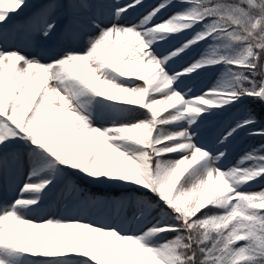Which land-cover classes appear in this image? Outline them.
Listing matches in <instances>:
<instances>
[{
	"label": "snow or ice",
	"instance_id": "6c2138e0",
	"mask_svg": "<svg viewBox=\"0 0 264 264\" xmlns=\"http://www.w3.org/2000/svg\"><path fill=\"white\" fill-rule=\"evenodd\" d=\"M254 104L264 0H0V264H264Z\"/></svg>",
	"mask_w": 264,
	"mask_h": 264
},
{
	"label": "rangeland",
	"instance_id": "374dc122",
	"mask_svg": "<svg viewBox=\"0 0 264 264\" xmlns=\"http://www.w3.org/2000/svg\"><path fill=\"white\" fill-rule=\"evenodd\" d=\"M147 2H148V0H146ZM150 1V4L149 5H151V4H154V3H156V0H149ZM34 2H37V0H29V3H34ZM152 2V3H151ZM22 51H23V49H21ZM246 135H242L241 137H245ZM250 141H248V140H244V141H242L241 139L242 138H239L238 139V145H240V143H242L243 144V146L245 147V148H247V147H251L252 145H255V144H258L259 143V141L258 140H253L252 138H250V137H247ZM98 187H103V186H98ZM65 218H69V217H65ZM93 217L92 216H89L88 217V219H92ZM33 219H35V218H33Z\"/></svg>",
	"mask_w": 264,
	"mask_h": 264
},
{
	"label": "trees",
	"instance_id": "16d2710c",
	"mask_svg": "<svg viewBox=\"0 0 264 264\" xmlns=\"http://www.w3.org/2000/svg\"><path fill=\"white\" fill-rule=\"evenodd\" d=\"M261 108V107H260ZM261 112H262V114L264 115V111L261 109ZM259 117H262V115H260ZM263 118V117H262ZM113 193V192H112ZM114 194H116V193H114Z\"/></svg>",
	"mask_w": 264,
	"mask_h": 264
},
{
	"label": "bare ground",
	"instance_id": "6f19581e",
	"mask_svg": "<svg viewBox=\"0 0 264 264\" xmlns=\"http://www.w3.org/2000/svg\"><path fill=\"white\" fill-rule=\"evenodd\" d=\"M20 19H23V16ZM248 141H250V140L248 139Z\"/></svg>",
	"mask_w": 264,
	"mask_h": 264
}]
</instances>
